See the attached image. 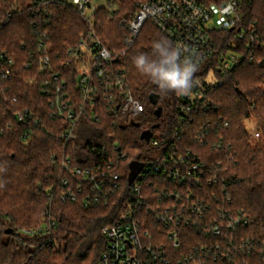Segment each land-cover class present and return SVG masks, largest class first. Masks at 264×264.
I'll return each instance as SVG.
<instances>
[{
	"label": "trees",
	"instance_id": "obj_1",
	"mask_svg": "<svg viewBox=\"0 0 264 264\" xmlns=\"http://www.w3.org/2000/svg\"><path fill=\"white\" fill-rule=\"evenodd\" d=\"M144 1L107 0L106 7L93 13L97 36L120 57L117 65L125 71L128 89L144 103V115L122 121L101 107L96 111L99 121H93L85 106L78 123L70 127L64 119L51 117L50 99L43 89L49 81L65 82L74 105L83 101L75 64H62L69 57L68 50L88 31L86 22L75 6L61 0L40 8L38 0H0V264H97L106 247L101 228L111 222L127 188L128 163L145 161L150 151L149 143L140 139L141 132L152 129L157 137L198 150L210 147L200 146L195 138V130L207 123L217 131L212 139H221L233 154L228 161L224 152L200 150L209 163L223 161L229 167L227 176L233 177L226 193L220 195V205L241 211L250 220L236 231L245 245L233 264H264V62L237 65L222 85L211 90L209 111L187 122L182 133L176 94H161L133 63L134 56L151 54L155 41L169 39L147 21L132 46L126 48L123 43L126 31L119 22L133 15ZM250 10L264 31V0H251ZM39 42L50 59L46 70L41 67ZM150 93L160 95L159 117L154 113L157 106L148 101ZM23 109L32 113V121L17 120L16 113ZM249 122L255 125L252 131L246 128ZM67 159L69 168H83L102 159L113 161L123 174L120 189L106 202L84 205L79 196L76 201H62L66 191L62 180L70 178L63 167ZM211 189L207 188L208 193ZM45 211L55 219L50 235L19 233L24 227L42 224ZM7 229L12 233H5ZM186 232L191 241L198 240L194 230ZM199 239L210 245L215 237ZM192 245L178 248L177 253L192 250ZM210 264L232 263L218 260Z\"/></svg>",
	"mask_w": 264,
	"mask_h": 264
},
{
	"label": "built area",
	"instance_id": "obj_2",
	"mask_svg": "<svg viewBox=\"0 0 264 264\" xmlns=\"http://www.w3.org/2000/svg\"><path fill=\"white\" fill-rule=\"evenodd\" d=\"M53 1L38 0V7ZM89 1L75 0V7L88 31L81 35L75 47L68 50L69 57L62 64L64 67L75 64L78 70L76 83L83 101L75 106L65 90V82L60 85L49 81L43 94L50 99L51 117L62 118L74 127L88 106L93 121H99L96 111L101 107L122 121L139 119L145 113V105L128 89L125 71L117 65L120 57L97 36L93 24L96 8L88 6ZM250 7L251 0H145L133 15L120 20V27L126 31L123 39L126 48L134 44L148 21L184 55L195 54L194 59L199 65L194 74L195 83L188 94L176 95L182 133L186 131L187 122L191 123L196 116L209 111L211 90L222 85L237 65L243 62L263 64L264 31L258 27ZM87 8L91 9L90 15L85 13ZM39 46L43 54L41 67L46 70L50 59L42 42ZM115 58L118 60L114 61ZM56 80L57 76L54 77ZM12 100L16 101V98ZM16 118L26 123L32 121L33 115L23 109L16 113ZM155 134L153 132L146 142L150 151L146 153L145 161H139L143 167L130 184L128 168L127 188L120 197L117 211L111 222L101 228L106 247L97 264H210L218 260L235 263L237 253L245 245L236 231L250 220L243 212L220 205V195L226 193V186L233 183V177L227 176L229 167L223 161L209 163L200 151L210 148L224 152L230 161L233 157L230 147H223L221 139H212L217 131L210 123L195 130L198 144L210 146L197 147L198 150L179 147L174 139ZM114 149L118 150V147ZM121 158L125 159V155ZM69 163L67 159L63 165L70 178L62 180L66 186L62 201H76L79 196L84 205L106 202L120 189L123 174L113 161L102 159L83 168H69ZM207 186L212 192L208 193ZM43 217L42 224L24 227L19 233L29 237L50 235L55 219L48 211ZM189 228L195 231L198 240L189 239L186 232ZM203 235L214 236L215 240L208 245L207 241L199 239ZM191 244L192 250L177 253L178 248Z\"/></svg>",
	"mask_w": 264,
	"mask_h": 264
},
{
	"label": "clouds",
	"instance_id": "obj_3",
	"mask_svg": "<svg viewBox=\"0 0 264 264\" xmlns=\"http://www.w3.org/2000/svg\"><path fill=\"white\" fill-rule=\"evenodd\" d=\"M194 56L184 55L171 41L162 38L153 43L151 54L140 53L133 57V63L157 85L161 94L186 95L191 91L195 83L194 74L199 70Z\"/></svg>",
	"mask_w": 264,
	"mask_h": 264
},
{
	"label": "water",
	"instance_id": "obj_4",
	"mask_svg": "<svg viewBox=\"0 0 264 264\" xmlns=\"http://www.w3.org/2000/svg\"><path fill=\"white\" fill-rule=\"evenodd\" d=\"M117 60H118V58L114 59V61H117ZM154 86L157 87V85H154ZM159 100H160L159 94L150 93L148 96L149 103L153 106H157L155 111H154V113L157 117H159L161 114V107L158 106ZM154 127H157V125H155ZM152 134H153L152 129H146V130L141 132L140 139L147 142L149 140V138L152 136ZM142 167H143L142 162H139V161H130L129 162V165H128V168H129L128 184L132 183V181L135 179V177L141 171ZM5 233H7V234L12 233V229H7L5 231Z\"/></svg>",
	"mask_w": 264,
	"mask_h": 264
},
{
	"label": "rangeland",
	"instance_id": "obj_5",
	"mask_svg": "<svg viewBox=\"0 0 264 264\" xmlns=\"http://www.w3.org/2000/svg\"><path fill=\"white\" fill-rule=\"evenodd\" d=\"M61 1H63L64 3H66L68 5H72V6L76 5L75 0H61ZM88 6L95 7L96 9L97 8H104V7L107 6V0H90L88 2ZM85 13L87 15H90L91 14V9L87 8L85 10ZM246 128H247L248 131H252V130H254L255 125L253 123L249 122V123H246Z\"/></svg>",
	"mask_w": 264,
	"mask_h": 264
}]
</instances>
